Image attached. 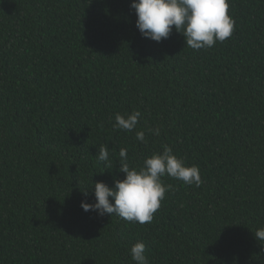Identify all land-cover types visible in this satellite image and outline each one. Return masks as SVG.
<instances>
[{
  "label": "trees",
  "instance_id": "16d2710c",
  "mask_svg": "<svg viewBox=\"0 0 264 264\" xmlns=\"http://www.w3.org/2000/svg\"><path fill=\"white\" fill-rule=\"evenodd\" d=\"M131 2L0 0V264H135L138 241L149 264H264V0H228L232 36L201 50L143 37ZM165 144L200 186L163 177L143 225L82 209L121 148L138 169Z\"/></svg>",
  "mask_w": 264,
  "mask_h": 264
},
{
  "label": "clouds",
  "instance_id": "9594fccd",
  "mask_svg": "<svg viewBox=\"0 0 264 264\" xmlns=\"http://www.w3.org/2000/svg\"><path fill=\"white\" fill-rule=\"evenodd\" d=\"M130 7L135 10V24L141 35L156 42L167 39L174 27L185 38L187 47L209 49L230 38L234 31L235 21L228 14V0H132ZM140 116L139 111L116 113L112 127L132 132L137 128ZM149 131L160 135L159 127ZM135 138L147 142L143 130L135 131ZM96 155L103 162L110 159L105 145L100 146ZM119 159V171L125 174L124 178L115 179L113 187L103 181L95 182L92 189L95 202L81 201L85 212L94 211L99 216L116 215L127 222L143 225L153 221L166 191L173 187L165 185L163 177L197 187L202 183L198 166L187 165L167 144L162 146L161 152L146 157L138 169L127 163V149H120ZM83 195L87 197L89 193L85 191ZM254 236L258 241H264V227L258 228ZM145 252V244L138 241L130 249L131 259L135 264H149Z\"/></svg>",
  "mask_w": 264,
  "mask_h": 264
}]
</instances>
